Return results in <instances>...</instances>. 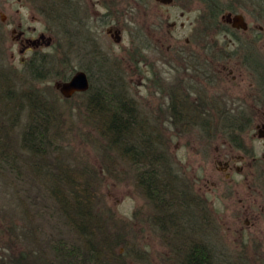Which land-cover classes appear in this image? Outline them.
Instances as JSON below:
<instances>
[{
  "label": "rangeland",
  "instance_id": "1",
  "mask_svg": "<svg viewBox=\"0 0 264 264\" xmlns=\"http://www.w3.org/2000/svg\"><path fill=\"white\" fill-rule=\"evenodd\" d=\"M65 1L66 6L59 0H0V66L23 76L14 86L17 91L30 86L23 83L27 77L22 62L33 52L20 53L15 27L29 36L41 31L52 35L54 45L42 49L47 54L58 51L61 41L62 72L69 77L95 53L89 48L82 52L81 45L89 47L92 38L79 28L83 16L75 12L74 1ZM49 4L57 5L58 16ZM258 15L264 19L261 0ZM122 44L131 43L124 37ZM156 44L154 34L141 42L136 39L129 51L116 46L111 53L114 59H106L114 66L110 72L118 69L117 85L134 100L156 136L153 145L168 157L165 168L176 178V189L184 191L187 186L202 203L199 207L192 202L187 222L182 218L188 226L185 236H175L171 242L169 229L155 221L154 205L138 185L137 167L116 155L90 117L86 108L90 93L64 97L55 84L60 78L53 74L36 84L57 104L44 124V153L36 155L22 145L23 133L32 122L26 101L18 102L14 111H2L12 117L3 142L12 143L17 157L15 163H0V264H183L185 240L210 244L215 263L264 264V162L259 161L264 140L256 128L264 120V96L246 99L239 94L241 78L235 66L239 54L229 46L208 53L215 64L228 65L223 74L212 68L209 83H198L181 78L180 70L171 79L169 60L175 53L159 50ZM100 84L93 81L92 87ZM186 96L201 101L190 112H175L177 101ZM231 158L234 167L227 172L223 168ZM61 165L82 169L94 178L95 209L119 241L116 260L109 252L102 259L90 257L50 196L47 176L56 178ZM73 244L83 252L82 258L66 257V247Z\"/></svg>",
  "mask_w": 264,
  "mask_h": 264
},
{
  "label": "trees",
  "instance_id": "2",
  "mask_svg": "<svg viewBox=\"0 0 264 264\" xmlns=\"http://www.w3.org/2000/svg\"><path fill=\"white\" fill-rule=\"evenodd\" d=\"M49 5L52 7L53 13L59 12L57 5ZM62 5L66 6L63 2ZM60 49H62L61 41L56 48L58 51L50 54L40 52L31 55L22 62L27 77L23 83L30 84L25 91L23 89L17 91L14 88L17 81L23 79V76L20 73H15L14 70L11 73L0 66L1 164L15 163L17 157V150L11 146L12 143L3 142L7 135L9 123H12V117L9 119L8 112L2 111L3 109L14 111L17 109L18 102L23 100L32 109V122L23 133L22 145L24 148L35 152L36 155L44 153L42 148H45L44 144H46L47 138V130L44 124L51 120L57 104L52 101L54 98H47L43 89L37 85L46 80L48 75L54 74V78L59 77L60 79L62 77L69 78L70 74L65 75L66 73L62 72V51ZM92 61H97L95 63L106 71L105 76L110 79L107 82H112V84L106 86L101 83L96 89L91 86L87 93L90 94L86 106L90 117H92L94 124L108 145L117 153L116 155L137 167L138 185L154 205L156 212L154 216L157 224L169 229L170 241L172 242L175 236L177 239L184 237L185 235H182L184 232L186 233L188 226L182 224V218L187 222L185 217L190 216V212L193 211L191 210L194 206L192 202L199 207L202 203L199 199L197 200L187 186L184 191L180 189L184 196L187 195L186 197L182 196L180 190L176 189V178H173V175L169 173L170 170L168 172L165 168L166 162L169 161L168 157L166 155L163 157L158 147L153 145L156 136L147 126L141 115L142 112L137 110L134 100L129 97L124 88L122 89L120 85H117L116 80L120 76H115L116 70L113 73L106 68V59L102 57L101 53H91V57L88 62L84 63V66L89 67ZM157 131V135H159L158 128ZM7 147L11 150L7 151ZM109 156L107 154V157ZM47 177L50 196L78 237L81 238L82 247L86 249L89 256L97 260L102 259L106 252L112 256L117 255L115 252V245L119 242L116 238L117 235H110L107 225L105 227L107 221L95 209L96 182L94 178L88 177L82 169L76 167L62 168V165L58 169L56 178ZM182 197L184 198L182 199ZM189 228H191L190 225ZM165 232L167 233V231ZM66 249L67 258L73 255L77 257L79 255L82 258L83 252L81 253L74 244L69 245ZM214 252L210 244L198 241L186 242L185 240L182 252L185 258L183 264H219L214 261ZM113 258L116 260L117 256Z\"/></svg>",
  "mask_w": 264,
  "mask_h": 264
},
{
  "label": "flooded vegetation",
  "instance_id": "3",
  "mask_svg": "<svg viewBox=\"0 0 264 264\" xmlns=\"http://www.w3.org/2000/svg\"><path fill=\"white\" fill-rule=\"evenodd\" d=\"M59 1L62 4L65 0ZM73 1L75 12H81L83 16L78 24L79 28L89 33L92 38L89 47L81 45V49L84 48L82 52L89 48V51L103 53L104 59H114L111 53L116 51V46L127 52L136 45V39L141 42L154 34L156 48L175 53L172 56L174 58L169 60L171 79L175 78L173 73L180 70L181 78L186 76L198 83L205 80L209 83V72L212 68L223 74L222 68L228 67L227 64H222L221 67L212 62L209 51H219L229 46L239 54L235 64L237 78H241L239 94L246 99L264 96V23H260L264 19H260L258 15L259 0ZM261 1L264 4V0ZM58 14L59 12H54L55 16ZM176 29L184 31L176 33ZM13 33L22 46L21 54L29 50L33 52L32 55L44 53V47L54 45L53 36L45 31L29 36L18 26L13 29ZM124 37L131 44H122ZM48 38H51L50 44L45 42ZM177 53H182V57L178 58ZM95 62L97 61H92L89 67L81 64L79 70L87 73L90 83L107 82L109 78L105 76L106 71ZM106 63L107 69L114 67L110 66L107 59ZM247 84L249 86L246 87ZM196 101L201 100L186 96L182 101L178 100V106L173 109L175 112H190ZM256 128L264 136V120L257 123ZM259 161L264 162V154ZM233 162L234 158L225 161L223 169L232 171ZM236 169L241 168L238 166ZM181 195L184 196L182 193Z\"/></svg>",
  "mask_w": 264,
  "mask_h": 264
},
{
  "label": "water",
  "instance_id": "4",
  "mask_svg": "<svg viewBox=\"0 0 264 264\" xmlns=\"http://www.w3.org/2000/svg\"><path fill=\"white\" fill-rule=\"evenodd\" d=\"M50 43V38L45 41ZM62 94L66 97H71L76 92L87 91L90 87V82L85 71H77L67 81H59L56 83Z\"/></svg>",
  "mask_w": 264,
  "mask_h": 264
}]
</instances>
